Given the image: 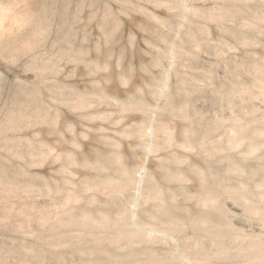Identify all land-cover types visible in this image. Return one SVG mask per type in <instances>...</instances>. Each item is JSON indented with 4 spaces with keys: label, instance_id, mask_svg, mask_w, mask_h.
<instances>
[{
    "label": "rangeland",
    "instance_id": "obj_1",
    "mask_svg": "<svg viewBox=\"0 0 264 264\" xmlns=\"http://www.w3.org/2000/svg\"><path fill=\"white\" fill-rule=\"evenodd\" d=\"M0 3L17 20L0 45V264H184L195 242L192 264H264V0ZM145 161L139 217L182 226L179 249L76 223L128 218Z\"/></svg>",
    "mask_w": 264,
    "mask_h": 264
},
{
    "label": "bare ground",
    "instance_id": "obj_2",
    "mask_svg": "<svg viewBox=\"0 0 264 264\" xmlns=\"http://www.w3.org/2000/svg\"><path fill=\"white\" fill-rule=\"evenodd\" d=\"M193 1V0H189ZM206 1V0H205ZM233 3H240L241 0H232ZM182 2V1H181ZM258 2V1H257ZM203 3V2H202ZM262 3V2H261ZM186 5V4H184ZM213 9V8H212ZM215 10V9H214ZM196 11V10H195ZM203 11V10H202ZM225 11V9L223 10ZM219 12V11H218ZM256 12V11H255ZM184 13V12H183ZM186 13H189V11L187 12V8H186ZM190 14V13H189ZM221 14V13H220ZM198 16V15H197ZM258 17H262V15H257V14H253V18H257ZM203 18V17H202ZM218 18V17H216ZM264 18V17H263ZM11 20V18H10ZM243 20V19H242ZM189 21V20H187ZM186 21V22H187ZM17 23V20L12 19L11 21L8 22L6 16H5V12H4V7L2 6V4L0 3V45L2 44L4 38L10 33H13V29L16 26L15 24ZM185 23V22H184ZM187 24V23H186ZM18 26V25H17ZM181 30V29H180ZM234 34V33H233ZM176 44V43H175ZM174 46V45H173ZM172 47V46H171ZM173 48V47H172ZM174 49V48H173ZM176 50V49H175ZM173 52V51H172ZM177 52V51H174ZM176 54V53H175ZM171 55V54H170ZM170 59H173V53H172V57ZM175 60V59H174ZM173 60V62H174ZM176 61V60H175ZM175 64V63H174ZM259 68V67H258ZM172 70V69H171ZM260 72V71H259ZM170 74V73H169ZM169 74L166 76L165 78V84L164 87H162L165 90L169 87L170 84V76ZM259 81V80H258ZM238 84V83H237ZM235 89V88H234ZM233 89V90H234ZM163 92V91H162ZM163 92V93H164ZM168 94V93H167ZM162 97V95H161ZM165 98V97H164ZM141 108V107H140ZM157 109V107L155 108ZM154 109V111H155ZM140 110V109H139ZM152 110V109H151ZM157 111V110H156ZM157 113V112H156ZM239 113V111H238ZM155 114V113H154ZM154 117V116H153ZM155 118V117H154ZM160 120V119H159ZM158 120V121H159ZM231 120V119H230ZM239 120V119H238ZM151 122V121H150ZM156 120L153 119V124L155 123ZM162 122V121H161ZM221 122V121H220ZM234 122V121H233ZM232 122V123H233ZM241 122V121H240ZM160 123V122H159ZM217 123V122H216ZM238 123V121H237ZM236 123V124H237ZM219 124V123H218ZM173 125V124H172ZM150 127V126H149ZM155 127V126H154ZM171 127V126H170ZM234 127V126H233ZM202 128V127H201ZM155 129V128H154ZM153 129V125L152 127H150L148 129V137H149V145L146 147V151H147V155H150L151 151H154V147L155 144L157 143V141H155L156 138L155 137V132ZM208 129V128H207ZM187 130V129H186ZM162 131V130H161ZM170 131V129H169ZM205 131V130H204ZM235 131L237 133L241 132V125L237 124V128H235ZM159 132V131H158ZM178 132V130H177ZM183 132V131H182ZM209 132V131H208ZM220 132V131H219ZM193 133V132H192ZM162 134V133H161ZM170 134V133H168ZM183 134V133H182ZM187 135V134H186ZM218 135V133H217ZM197 136V135H196ZM210 136V135H209ZM208 136V137H209ZM171 137L172 139H178L177 135H176V131L175 128H173L171 130ZM156 138V139H155ZM185 138V137H184ZM183 138V139H184ZM187 138V137H186ZM148 139V138H147ZM193 139V138H192ZM199 139V138H198ZM181 140V139H180ZM160 141V140H159ZM173 141V140H172ZM190 141V140H189ZM156 142V143H155ZM185 142V141H184ZM187 142V141H186ZM185 142V143H186ZM189 143V142H188ZM172 144V143H171ZM191 144V143H190ZM195 144V143H194ZM205 143L201 144V146H203ZM233 144V143H232ZM159 145V144H157ZM181 145V144H180ZM184 146V145H181ZM157 147V146H156ZM164 147V146H163ZM162 147V148H163ZM175 147V146H174ZM186 147V146H185ZM191 147V146H190ZM196 147V145H195ZM189 148V147H188ZM198 148V147H197ZM196 148V149H197ZM203 148V147H202ZM200 150V148H199ZM181 151V150H180ZM197 151V150H196ZM225 151V150H224ZM208 152V151H207ZM200 153V152H199ZM146 155V156H147ZM184 155V154H182ZM182 157V156H181ZM120 158V157H119ZM122 160V159H121ZM177 160V159H176ZM190 161V160H189ZM147 162L145 161L139 168V170L136 173H133V182L135 184V190L137 192H141L136 194V197L134 199V201L132 202V208L130 210V214L128 216V218H125L123 215L118 217L116 219V221H112V219H110L109 216L106 215V210H105V214L100 215L98 218L93 217L91 214H84L82 215L81 219H79L76 223H80L82 226H84L86 229H92L94 231V229H99L101 227L105 228H109L111 231L117 229L120 227V225L122 224V220H124L123 222V226H122V230H120L119 236H110L109 240L111 239V241H114V239L116 237H118L115 243H120L121 241L127 240L130 244L133 245H138V246H145V245H151V246H157V245H162V244H167V245H173L174 247H176L177 249H179L180 243H179V239L181 238L180 236L185 233V230H183L182 226H179L176 223L173 222H168V223H163L161 224V226H155V225H147L145 223H143L139 217V212H140V205L141 202L143 200V198H145V192H143V186H145V183L149 180L150 176H151V172H149L148 167H147ZM186 164V163H185ZM190 166V165H189ZM124 168V167H123ZM209 168V167H208ZM201 170V169H200ZM123 171V170H122ZM204 171V170H203ZM208 171V170H207ZM205 173V172H204ZM208 173V172H207ZM213 173V172H212ZM215 175V174H214ZM125 176V175H124ZM153 176V175H152ZM182 176V175H181ZM202 177V176H201ZM152 178V177H151ZM163 178V177H162ZM206 178V177H205ZM204 178V179H205ZM209 178V177H208ZM207 178V179H208ZM203 179V178H202ZM203 179V181H204ZM159 180V179H158ZM178 180V179H177ZM186 180V179H185ZM188 180V179H187ZM107 181V180H106ZM208 181V180H207ZM206 181V182H207ZM97 182V181H96ZM107 183V182H106ZM122 183V182H121ZM151 183V182H150ZM157 183V182H156ZM167 183V182H166ZM97 184V183H96ZM127 184V183H126ZM131 184V183H130ZM155 184V183H154ZM206 184V183H205ZM147 185V184H146ZM208 185V184H206ZM87 186V185H86ZM123 186V184H122ZM127 186V185H126ZM129 186V185H128ZM127 186V187H128ZM158 186V185H157ZM89 187V186H88ZM119 188V186H117ZM125 187V186H124ZM122 187V188H124ZM202 187V185H201ZM119 188L117 191V193H124L125 189ZM147 188V187H146ZM159 188V187H158ZM205 188V186H204ZM102 189V188H101ZM145 189V188H144ZM85 190V189H83ZM91 190V189H90ZM98 190V189H97ZM209 191V190H208ZM110 192V191H109ZM129 192V191H128ZM135 192V191H134ZM143 192V193H142ZM112 194V192L108 195L110 196ZM126 194V193H125ZM161 194V193H160ZM211 194V193H210ZM127 195V194H126ZM135 195V194H134ZM78 196V195H77ZM75 196V198L77 197ZM124 197V196H123ZM78 198V197H77ZM216 198V197H215ZM223 199V198H222ZM158 201V200H157ZM202 206L206 209L209 210L208 208H212L215 204V200L212 198V196H210L209 194H206L202 197ZM156 202V201H155ZM131 204V203H130ZM128 205V204H127ZM124 207V206H123ZM90 209V208H89ZM204 209V210H205ZM93 211V210H92ZM91 211V212H92ZM104 211V210H103ZM211 211V210H210ZM85 213V212H84ZM103 213V212H102ZM109 213V212H108ZM204 213V212H203ZM40 214V213H39ZM95 216V215H94ZM116 216V215H115ZM44 217V216H43ZM205 217V216H204ZM202 218V217H201ZM45 219V218H44ZM75 219V218H74ZM157 219V218H156ZM207 219V218H206ZM47 219H45L46 221ZM164 221V220H163ZM49 222V221H48ZM47 222V223H48ZM195 222V221H194ZM206 222V221H205ZM201 226L202 230L206 231V232H210L212 230V227H210L209 224L205 223ZM106 223V224H105ZM198 223V222H197ZM21 225V224H20ZM200 225V224H199ZM67 227V226H66ZM77 229V228H76ZM121 229V228H120ZM38 230V229H37ZM74 230V229H73ZM72 230V231H73ZM189 230V228H188ZM190 232V230H189ZM205 232V233H206ZM40 233V231L38 232ZM193 233V232H192ZM201 233V232H200ZM88 234V233H86ZM194 234V233H193ZM203 234V233H202ZM41 235V233H40ZM82 235V233H81ZM188 235V234H187ZM35 236V235H34ZM89 236V235H88ZM87 236V237H88ZM95 236V235H94ZM193 236V235H192ZM206 237V236H205ZM104 242V241H103ZM192 242V241H191ZM190 242V243H191ZM77 243V242H76ZM123 243V242H122ZM89 244V243H88ZM103 245V244H102ZM105 248V246H103ZM193 250L186 249V253L183 254V256H178L179 253L174 256L175 258L173 260L175 261H179L180 263H184V264H192L193 261L191 260V258L193 259H205V257L203 256V252L199 251L200 249H197V244L192 243L191 246L189 247ZM83 249V248H82ZM103 249V248H102ZM35 250V249H34ZM38 250V249H37ZM112 250V249H111ZM183 250V249H182ZM185 250V249H184ZM148 251V250H147ZM188 251V252H187ZM153 252V251H152ZM179 252V251H177ZM176 252V253H177ZM40 253V252H39ZM43 254V253H42ZM175 254V253H174ZM210 254V253H209ZM44 256V255H43ZM185 256V257H184ZM173 257V256H170ZM190 257V258H189ZM94 258V257H93ZM22 260V259H21ZM111 260V259H110ZM213 260V259H212ZM103 261V260H102ZM148 261V260H147ZM196 261V260H195ZM203 261V260H202ZM35 262V261H34ZM104 262V261H103ZM172 262V260H171ZM172 263H175L174 261ZM196 263V262H195ZM211 263V262H210ZM140 264V263H139ZM158 264V263H156ZM160 264V263H159ZM177 264V263H176ZM179 264V263H178ZM214 264V263H213Z\"/></svg>",
    "mask_w": 264,
    "mask_h": 264
}]
</instances>
